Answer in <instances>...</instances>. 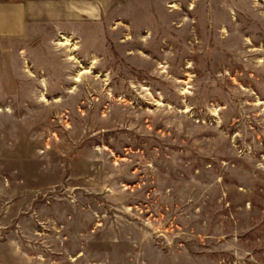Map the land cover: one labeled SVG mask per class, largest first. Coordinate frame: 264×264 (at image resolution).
<instances>
[{
    "label": "rangeland",
    "instance_id": "1",
    "mask_svg": "<svg viewBox=\"0 0 264 264\" xmlns=\"http://www.w3.org/2000/svg\"><path fill=\"white\" fill-rule=\"evenodd\" d=\"M84 3L0 35V264H264V0Z\"/></svg>",
    "mask_w": 264,
    "mask_h": 264
},
{
    "label": "crops",
    "instance_id": "2",
    "mask_svg": "<svg viewBox=\"0 0 264 264\" xmlns=\"http://www.w3.org/2000/svg\"><path fill=\"white\" fill-rule=\"evenodd\" d=\"M86 0H0V35H20L25 21L41 22L73 16L94 17L96 10L86 6ZM97 1V0H92ZM7 2L9 4H7ZM72 10V11H70ZM82 12V13H81ZM83 24V23H82Z\"/></svg>",
    "mask_w": 264,
    "mask_h": 264
},
{
    "label": "bare ground",
    "instance_id": "3",
    "mask_svg": "<svg viewBox=\"0 0 264 264\" xmlns=\"http://www.w3.org/2000/svg\"><path fill=\"white\" fill-rule=\"evenodd\" d=\"M69 43H70L69 40H67L66 38H64V43H63V42H60L58 45H59L60 47H71ZM71 59H73V58H70V60H71ZM85 73H88V72H85V71H84V72L81 73V74H85ZM74 81L79 82V79H75Z\"/></svg>",
    "mask_w": 264,
    "mask_h": 264
}]
</instances>
